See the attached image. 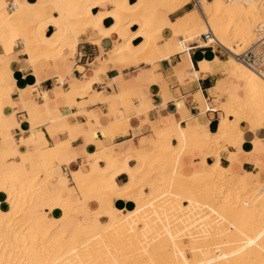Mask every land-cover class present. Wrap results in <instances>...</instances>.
Listing matches in <instances>:
<instances>
[{
	"label": "bare ground",
	"instance_id": "bare-ground-1",
	"mask_svg": "<svg viewBox=\"0 0 264 264\" xmlns=\"http://www.w3.org/2000/svg\"><path fill=\"white\" fill-rule=\"evenodd\" d=\"M32 1L0 0V47L4 49L0 55V264H264V141L255 140L248 154L256 173L236 168L243 162L245 132L264 129V76L238 59L260 41L264 0ZM193 1L195 9L180 15ZM107 5L113 9L95 12ZM107 20L112 21L109 27L104 25ZM208 31L230 54L225 61L215 57L200 62L201 72L219 70L227 75L210 91L222 113L216 131H208L198 120L194 129L183 127L172 117L169 126L122 153L115 152L108 132L103 133L104 141L88 143L90 152L77 153L72 142L80 125L54 116L63 107L71 109L74 98L71 90L64 89L66 83L74 86L75 96L89 97L77 105L74 115L83 113L98 122L85 111L87 106L100 102L109 106L136 87L134 79L120 77L115 80L118 94L94 90L110 67L122 70L158 64L181 53L191 66L189 45ZM113 37L117 41L108 51L109 66L92 77L86 74L83 82L72 79L69 83L71 60L80 41L86 38L104 50ZM139 39L142 43L135 45ZM19 40L37 85L46 71L60 70L48 74L56 77L52 96L47 91L32 92L34 106L44 103L50 120L32 128L30 136L37 149L24 154L20 151L24 144H18L12 134L21 124L13 110L15 90L10 86L19 59L12 52ZM154 74L157 79L162 76ZM196 79L197 74L191 75L190 80ZM19 102L25 108L28 105L23 93ZM149 103L152 100L145 102L147 108ZM203 103L206 110L211 109L208 99ZM108 108V116L116 114ZM12 121L17 122L15 127ZM116 124L115 120L109 123L110 127ZM41 125L52 139L63 133L70 140L39 145ZM223 151L228 152L230 166L222 165ZM195 153L201 162L186 171L184 159ZM83 155V166L71 171L73 184L69 185L61 166L69 167ZM57 169L63 179L57 178ZM121 177L126 178L122 184ZM116 199L134 203L143 213L117 209ZM91 203L98 208L92 210ZM39 206L44 212L37 213ZM203 209L211 221L198 220ZM183 235L192 243L181 247L191 250L193 259L178 256L177 243ZM207 235L216 244L205 247L204 253L202 241Z\"/></svg>",
	"mask_w": 264,
	"mask_h": 264
},
{
	"label": "crops",
	"instance_id": "crops-1",
	"mask_svg": "<svg viewBox=\"0 0 264 264\" xmlns=\"http://www.w3.org/2000/svg\"><path fill=\"white\" fill-rule=\"evenodd\" d=\"M31 1L32 0H30V2ZM130 2L134 3L135 0H130ZM78 4L79 2L76 1L75 6H78ZM186 8L180 13V15H183L185 11L188 12L192 10H186ZM112 9V5H107L95 12L98 13L100 10L111 11ZM43 18H46V16ZM111 24V20H107L104 23L105 27H109ZM137 30V27L133 28L134 32ZM200 38L201 36L191 44L197 43L198 40L200 41ZM116 41V37L106 41L105 49L102 50L89 41L87 42L86 38H83L77 49L75 65L71 72L72 74L67 77L69 79H67V81L72 83V79H75V81L83 82L85 81L86 74L89 77H92L94 72H97L100 68L108 67L110 64V55L108 54V51L112 49L113 44ZM142 41V39L136 40L135 45L142 43ZM18 47L19 46L17 45V50L13 49L14 53L12 52V54L17 55L19 59L18 63L14 65L10 86L15 90L12 95V99L16 101L13 105V110L17 115V120L21 124L19 128L15 127L17 122L12 121L11 124L15 127L12 131L15 141L18 144L23 143L25 146L20 150L21 153L24 154L28 151H36L37 149L36 142L30 136L32 128L38 123L48 122L50 120L47 106L44 103H39V105L34 106L32 92L38 91L39 94H42L47 91L50 96H52V92L57 87V83L55 81L56 77H50L48 74L51 72L59 73L60 70L46 71L41 84L37 85L35 73L27 64L26 56L22 52L23 47L22 49H19ZM3 54L4 49L1 48L0 55ZM188 55L192 61L191 66L185 64V54L181 53L169 60H163L158 64H142L138 67H128L122 70L116 67H110L101 77V82L93 85L94 90L104 92L107 95L118 94V85L115 80L120 77L125 79H134L136 87L131 93L110 102L109 106L111 109L115 110V115L108 116V104L100 102L92 106H87L85 111L88 114L97 117L98 122L93 119H87L83 113L74 115L79 111L77 105L88 101L89 97L84 94L81 96H75L73 90L74 86L66 83L64 85V89L69 90V92L71 90L72 92L69 94L71 98H74L71 100V109L63 107L58 112L54 113V116L64 117L72 124L80 125H78V137L72 142V145L76 149L77 153L80 155L84 149L86 152H90V149L87 148L88 143L93 139L95 141H104V132H108L109 135L111 133L113 137L112 144L115 146V152L122 153L123 151L129 149L131 144L138 146L141 141L145 142L147 137L151 136V134L156 130L169 126L172 123V117H174L176 122L183 127L188 126L194 129L198 126L199 122L202 126H205L208 131H216L222 113L218 109H215L216 103L213 102V99L210 96V91L216 87L218 79L224 80L227 78V75L219 70L205 73L201 72L200 62L203 60L210 61L215 57L225 61L226 56L224 52L217 48L212 50L201 49L199 47L191 50ZM79 67L84 70L80 71L78 69ZM154 72L162 73L161 78L157 79ZM196 74L198 79L190 80L191 75L194 76ZM137 85L139 89L137 88ZM21 93H23L28 100L26 108L19 102ZM35 99H38L37 101L40 100L39 97H36ZM206 99L209 100L211 105V109L209 110H206L205 104L203 103V100ZM150 100H152L153 103H149L150 107L147 108L145 106V102ZM181 104L184 105L181 107ZM125 117H127V120ZM113 120H115L117 124L110 127L109 123ZM39 129L43 131V137H41L38 143L39 145H43L46 142L49 145H53V139L58 142L70 140V135L63 133H57L59 135L57 137V134L54 135L52 139L44 125H41ZM255 140L264 141V129H258L255 132H245L243 137L244 143L241 144V158H244L241 159L243 161L242 164L236 167L238 169L237 171H247L251 173L257 172L254 163L249 160L250 157L248 156V154L253 152L255 148ZM245 155L247 156L246 158ZM228 156V152H221V161L223 166H230V162L228 161L229 159H227ZM18 158L19 157L16 159ZM84 158V155L80 156L77 161L69 167L67 165H62L63 173L70 177L71 171L83 166ZM184 160L186 162V171H190L194 164L195 166L200 164L201 157L198 153H195L192 157H185ZM189 161H191V164ZM12 162L14 163V160L9 161L11 165H13ZM55 174L58 179L64 178V175L59 172L58 169L55 170ZM114 205L117 209L125 211V213L129 211L134 213V215L137 213L142 214V210L137 209L134 203L130 201L116 199L114 201ZM80 213L83 214L82 211H78L79 217L81 216L79 215ZM204 219L207 218H202L198 215L199 221L209 222L203 221ZM184 236L189 239L187 235H183L181 239L182 245H190L192 240L189 239L190 243L186 244L183 240ZM185 250L180 251L178 256L185 257L186 259H193V253L191 250ZM187 252L192 255V258L188 256Z\"/></svg>",
	"mask_w": 264,
	"mask_h": 264
},
{
	"label": "built area",
	"instance_id": "built-area-1",
	"mask_svg": "<svg viewBox=\"0 0 264 264\" xmlns=\"http://www.w3.org/2000/svg\"><path fill=\"white\" fill-rule=\"evenodd\" d=\"M225 1L233 2L235 0H225ZM258 36L260 38V41L253 47H250L248 50L241 53L238 56V59L243 64L251 68H255L256 70L259 71V73H261L264 76V27H260L258 29ZM200 42H201V45H199L198 43L191 44L188 52H190L191 50L197 47L201 49H212V50L217 48L221 50L222 52H224V54H227L230 56L228 51L224 49L222 46H220L214 40L213 34L210 31L204 33L201 36Z\"/></svg>",
	"mask_w": 264,
	"mask_h": 264
},
{
	"label": "rangeland",
	"instance_id": "rangeland-1",
	"mask_svg": "<svg viewBox=\"0 0 264 264\" xmlns=\"http://www.w3.org/2000/svg\"><path fill=\"white\" fill-rule=\"evenodd\" d=\"M194 6H195V4H194V2H192L191 4H189V5H187L186 7V10H190V9H192V10H194L195 8H194ZM173 19L172 20H175V17H172ZM203 35V34H202ZM202 35H200V36H202ZM186 37H191V36H193V35H190V34H186L185 35ZM17 42V41H16ZM20 40L17 42V45L19 46L18 48L20 49H22V43L20 42ZM199 45H201V42L198 40V42H197ZM160 44H162V42L160 43ZM17 45L15 46V48H14V50H17ZM0 51H1V48H0ZM225 56H226V60L229 58V55H227V54H225ZM75 57L76 56H74L73 57V59L71 60V67L73 68L74 67V65H75ZM223 77V76H222ZM215 108L217 109L218 108V104H216V106H215ZM14 129H12V131H13ZM13 134V133H12ZM59 134H57L56 135V137L58 136ZM154 134L152 133L151 134V136H153ZM13 137H14V135H13ZM16 161L18 162V159H16ZM134 165V164H133ZM61 169H62V166H61ZM254 173H256V172H254ZM154 178H156V176L154 177ZM126 181V179L123 177V178H120L119 179V183H124ZM163 183H165L166 182V180H163L162 181ZM69 185H72L73 184V182L71 181V177H69V183H68ZM136 207V206H135ZM90 208L92 209V210H95V209H97L98 208V206H97V204L96 203H91L90 204ZM137 208V207H136ZM38 212L37 213H39V212H41V211H43L44 212V208L41 206H39L38 207ZM201 212V214L199 215L200 217H206L207 219H204L203 221H211V217H210V215H209V213L208 212H206V210H205V212H204V209L203 210H201L200 211ZM142 213H143V211H142ZM79 215H81L82 216V214L80 213ZM103 222H105V220H103ZM175 229H177V228H175ZM183 240H184V242L186 243V244H189L190 243V241H189V239L186 237V236H184L183 237ZM203 243H202V245H203V247H202V249L204 250L203 252L205 253V247H208L209 249L211 248V247H213L215 244H216V241H215V239H213L212 237H209L208 235L207 236H204V238H203V241H202ZM181 245H182V243H181V241L180 242H178L177 243V246H178V251H183V249H182V247H181ZM188 253V256L190 257V258H192V255L189 253V252H187ZM208 256H209V254H208ZM207 264H208V261H207ZM209 264H210V262H209ZM214 264V263H213Z\"/></svg>",
	"mask_w": 264,
	"mask_h": 264
}]
</instances>
